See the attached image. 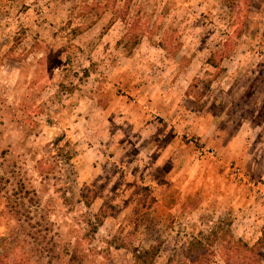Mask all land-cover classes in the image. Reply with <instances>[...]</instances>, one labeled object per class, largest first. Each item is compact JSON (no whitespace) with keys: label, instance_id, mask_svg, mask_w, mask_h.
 <instances>
[{"label":"rangeland","instance_id":"obj_1","mask_svg":"<svg viewBox=\"0 0 264 264\" xmlns=\"http://www.w3.org/2000/svg\"><path fill=\"white\" fill-rule=\"evenodd\" d=\"M234 2L0 0V264H264V0Z\"/></svg>","mask_w":264,"mask_h":264},{"label":"trees","instance_id":"obj_2","mask_svg":"<svg viewBox=\"0 0 264 264\" xmlns=\"http://www.w3.org/2000/svg\"><path fill=\"white\" fill-rule=\"evenodd\" d=\"M235 0H227V2L229 3V4H231V5H234L235 4V2H234ZM125 50L127 51V54H130V53H132L131 52V50H127V48H125ZM220 55H222V51H216V52H214L209 58H208V64L211 66V67H213V68H215L216 66H214L215 65V63H214V60L216 59V57H219ZM102 219H100V218H97V222H96V224L94 225V229L96 228V227H98V226H100L101 224H102ZM92 232H95L94 230H92ZM197 242V241H196ZM233 245L235 246V247H238V246H240L242 249H245L246 251H248V252H252V250H254L255 249V245H262V239L261 240H258L256 243H255V245L254 246H252V247H248L247 246V244H240L239 243V241H237V242H233ZM159 248H160V246L159 245H156V246H152L151 247V249H149V250H147L145 253H144V255L141 257V256H138L136 253H133V256H134V259L136 260V261H139L140 263H142V264H147L148 263V256L149 255H152L153 257H155L156 255H157V253H158V251H159Z\"/></svg>","mask_w":264,"mask_h":264}]
</instances>
